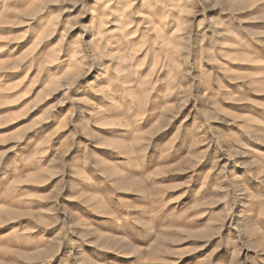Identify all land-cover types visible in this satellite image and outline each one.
I'll return each instance as SVG.
<instances>
[{
	"label": "rangeland",
	"instance_id": "rangeland-1",
	"mask_svg": "<svg viewBox=\"0 0 264 264\" xmlns=\"http://www.w3.org/2000/svg\"><path fill=\"white\" fill-rule=\"evenodd\" d=\"M0 264H264V0H0Z\"/></svg>",
	"mask_w": 264,
	"mask_h": 264
}]
</instances>
